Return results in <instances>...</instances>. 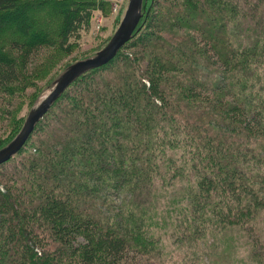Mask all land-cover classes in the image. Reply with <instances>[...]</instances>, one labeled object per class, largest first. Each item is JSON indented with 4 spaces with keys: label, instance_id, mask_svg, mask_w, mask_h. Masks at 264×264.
Listing matches in <instances>:
<instances>
[{
    "label": "rangeland",
    "instance_id": "rangeland-1",
    "mask_svg": "<svg viewBox=\"0 0 264 264\" xmlns=\"http://www.w3.org/2000/svg\"><path fill=\"white\" fill-rule=\"evenodd\" d=\"M68 1L21 0L19 6L0 13V24L10 21L9 26L0 31V44L7 41L4 37L6 35L11 41H31L32 35L36 33L40 35V40L44 38L40 33H44L46 39L54 34L57 36L61 15L54 8L57 4L64 5ZM103 1V8L93 7L89 21L90 29L83 34L80 43L71 45L65 51L58 43L60 37H57L53 44L40 42L41 47H36L32 54L23 57L18 64L20 76L15 90L4 101L6 104L12 102V108L15 107L10 114L0 116V141L10 136L13 127L19 124L22 117L25 120L31 106L50 90L54 80L69 64L94 55L113 36L123 18L127 0ZM145 1L147 0H143L142 16L127 42L139 33L147 18L152 17L157 24L155 27L149 22L145 24L143 31L146 34L140 39L143 46L137 44L138 46L126 49L135 53L136 63L143 65L142 74L146 76L148 82H145L148 86L146 88V83H137L134 78L131 86L122 87V92L131 100L140 95L143 104L140 110L148 114L151 109L155 115L160 109L151 105L149 96L143 91H152L165 100L169 90L181 91L183 84L177 83L175 79L184 78L191 87L194 85L195 92L203 93L199 98L201 102H205L203 97H206L209 102L215 104L212 108L207 105L208 108L205 106L203 110L206 115H210L209 111L216 112L212 115L215 120L208 119L206 123L211 130L209 132L213 141L220 140L214 145L217 149L213 150L209 145L197 148L184 145L183 141L192 133L189 132L188 125L180 127L177 135L181 136H176L180 138L183 134L187 137L167 145L165 150L164 145L160 148L158 144L166 136L172 138L176 130L167 135L163 134L161 139H157V136L151 138L145 134L146 131L140 133V123L132 117L130 123H124L131 127L135 125L136 129H132V132L140 133L136 138H123L121 127L117 123L114 126V129L118 128L116 134L112 132V128L106 132L103 130L105 123H102L99 113L106 107L102 98L108 102L114 101L117 109L122 111L119 107V88L111 86L110 89L102 90L103 87L99 86L97 93H94L97 97L91 100L92 106L88 107L80 101V97H84L82 83H88L89 80L80 82L71 92L74 93L73 96L69 93L57 102V110L68 116L63 120L58 118L57 123H54L53 118H48L44 124L34 129L30 139L31 143L39 145L40 154L32 150L33 144H27L26 141L23 147L7 160L8 163L0 166V233L7 231L6 242L0 243V250L3 247L5 252V258L0 254V264H57L52 261L54 258L62 263L76 264L72 261L75 258L73 255L78 250L77 243L85 241L84 235L79 234L72 246L66 245L64 248L60 240L51 234L47 225L49 219L47 218V223L43 219V205L39 204L33 209L27 205L28 209L24 210L26 203L20 204L19 199H23L19 196L22 186L33 187L36 183L51 187L52 190L58 189V184L63 188L65 185L70 187L78 184L82 192L78 194L82 197L76 203L77 211L82 213V210H86L85 215L89 213L90 216H95L102 225L108 224L106 228L117 230L119 234L127 235L128 232L124 231V228L131 225L134 237L141 232V237L145 234L147 238H152L151 243L145 240V245L133 243L132 250L122 259L125 260L122 264H264V144H261V141H264V129L255 127L258 122L264 123L263 102H259V96H264V5L259 4L257 12L253 11V4L259 3V0H252L251 4L248 0H231L232 7L238 3L235 16L229 5L230 0H200L206 4L205 7L215 8L218 12L220 5L229 9L230 14L226 17L230 18L231 22L225 28L223 13L219 15L220 24L217 25L218 20H209L210 12L206 13L205 9L200 10L194 5L197 0H155L151 10V6L145 9ZM240 9L242 13H239ZM178 13L183 27L177 26L180 23H176L180 21L176 18ZM194 14H197V17ZM243 14L248 17V21L241 17ZM163 17L167 19L170 27L160 20ZM23 18L30 30L27 34L23 31ZM237 19L242 20L245 25L248 22L253 23L255 27L262 28V31H253L255 36H247L243 27L238 28ZM2 20L5 21L1 23ZM209 23H213L215 27L220 26L219 32L206 33L204 25ZM192 24H201V27L195 29ZM3 26L2 24L1 27ZM200 36L210 37L207 44L213 43L217 48L222 47L223 38L227 48L240 43V49L242 45V52L239 54L241 67L239 65L238 78L235 76L237 84L232 86L238 101L227 91L231 82L229 75L223 72L222 66L214 62V56L205 53L197 45ZM168 37L170 40H176L167 43L173 52H169L167 47L164 49L169 53L172 65H168V68L164 64L166 71L158 72L157 60L164 57L161 44ZM213 38L215 40L212 42L210 39ZM153 41H156V47L160 46L161 49L154 48ZM188 41H191L189 46L192 53L187 56L176 46L184 48L185 42ZM8 48L7 45L5 50L11 51L15 56L19 55L15 49ZM142 52H148V57H142ZM4 53L2 54L7 55ZM153 57L157 59L154 60ZM123 61L126 62L123 59L118 68H124L126 74L131 73V65H126ZM116 65L118 64L113 67ZM103 73L111 74L109 68ZM95 77L100 79L98 83L104 79L102 75ZM169 77H174V80L166 85L164 82ZM112 80L116 81V78ZM188 92L191 94V91ZM178 93L179 95L173 93L176 102L188 108L194 107L191 106V101L186 100L185 96L188 95L185 92ZM244 96H251L252 99L243 100ZM96 98L101 99L99 105L93 103ZM185 100L191 103L185 104ZM5 103L3 107L7 106ZM242 104L246 106V118L231 119L232 115L226 112L228 106L233 110V105L238 107ZM88 108L93 109L95 116L90 121H85L83 116ZM187 114L192 116V110H187L185 115ZM52 115L51 113V117ZM75 119L80 123L85 121L86 124L81 130L76 126ZM112 136L110 141H106L107 137ZM115 140L119 141L118 144ZM23 148L25 149L22 150ZM194 150H200V156L195 155ZM212 155L218 157L217 165L206 161ZM220 157L224 159H219ZM64 158L74 159L80 166L78 170L82 172L77 170L75 173L74 169L69 177H62L63 174L58 172L60 180L57 178L54 181L57 174L47 170L52 167L51 162L56 161L55 159ZM261 161L263 162L259 164ZM205 164L210 167L214 165L211 168L213 171L203 167ZM222 165L225 166L226 172L218 176L216 173L222 170ZM120 168L124 171L120 174V179L114 181V172ZM127 175H133L134 180L130 177L127 179ZM80 178H85L84 185L79 184ZM67 197L69 203H73L71 197ZM15 201L20 204L19 210L23 217L24 213L29 215L24 221L18 219L16 210H11L10 203ZM114 219L119 223L112 222ZM12 251H15V254L8 257Z\"/></svg>",
    "mask_w": 264,
    "mask_h": 264
},
{
    "label": "trees",
    "instance_id": "trees-1",
    "mask_svg": "<svg viewBox=\"0 0 264 264\" xmlns=\"http://www.w3.org/2000/svg\"><path fill=\"white\" fill-rule=\"evenodd\" d=\"M154 1L155 0H147V2L145 1L146 2L145 9L147 10L148 6H151V7H149L151 10ZM260 1H262V2H260ZM20 2H21V0H0V13L10 11L15 6H19ZM248 2L251 4L252 0H248ZM259 4L263 6L264 0H259V3L253 4L255 6L253 11H257V12L259 11ZM104 5H105V1H103V0H95V1H91V0H69L68 2L64 3V5L57 4V7L54 9L59 11L60 15H61L60 19H59L60 25L58 27L57 36L54 34L53 37L48 36L46 39L45 34L40 33L41 36L44 37L42 40H40V39H38V37H40V35L36 33V34L32 35L33 38L31 41L30 40L29 41H23V40L21 41L20 39L11 41V39H8L6 37L7 35L4 36L7 41L5 43L0 44V116L3 114H6V115L10 114L15 107L14 106L12 108V102H9L8 104H6L4 101L6 100V97H8L10 94H12L15 90L16 83H17L19 76H20L18 64H20L21 60H23V57L29 56V54H32L36 47H41V45H40L41 43L47 42V43L53 44V42L57 39V37H60L58 43L60 44V46L65 51H67L71 47V45L76 44V43H80L83 34L86 33L90 29V22L89 21H90V17L92 14L93 7L94 8H103ZM194 5L197 6L198 9H200V10H201V8L205 9L206 13L210 12L209 13V20L211 19V20H213V22L218 20L219 23L217 25L220 24L219 15L221 13H223L222 19H223V23L225 25V28L228 27L227 24L230 25L231 20H230V18L226 17L230 14L229 9H225L220 5V7H218V10H219V12H218V11H216L215 8L205 7L204 5H206V4H204L200 0H197V2ZM229 5L231 7V10L234 11L233 15L236 16L237 15L236 12L238 11L237 10L238 9V3L234 4V7H232L231 6V0H230ZM52 8H53V6H52ZM175 10H174V12H175ZM168 12H170V11H168ZM239 13H242L241 9L239 10ZM194 15L196 16L197 14H194ZM176 16L175 17L180 20V21H176V23L180 22L177 26L183 27L182 26L183 25L182 19L178 18L179 13L176 14ZM157 17H158V15H157ZM173 17H174V15H173ZM241 17L248 21V17L244 16V14ZM150 18L152 19V17L147 18V20L141 25V27L138 31L139 33L136 36H134L129 42L124 44L123 47L120 48L116 57L110 63L89 69L88 71L81 74L78 78H76L70 84V86H68L64 90V92L60 95L59 99L55 103H53L50 110L39 120V122H37L36 126L40 127L42 124H44V122L48 118H53L54 123L55 122L57 123L58 118L63 120L66 116H68L67 114L64 115L61 112H59V109L57 110V107H58L57 102L63 96L74 91L75 86L80 84V82H82L84 80H89L88 83H86V82H84V84L82 83V85H83L82 89L84 90V97L83 98L80 97V101H83L84 104L86 103L88 105V107L92 106L91 100H94L95 96L97 97V95H95L94 93H97L99 86L103 87L102 90H104V88L110 89L111 86L119 88L117 90L118 96H119V107L122 109V111H119L117 109L118 106L116 105V103L114 101L108 102L104 97L102 98L103 102L106 103V104H104V105H106V107L104 109L102 108L101 109L102 111L99 113L102 116L101 117L102 123H105V124H103V130L104 131L109 132V130H111V128H112V132H114L116 134V132L118 131V128L114 129V126H116V123H117L118 126L121 127V129H120L121 130V136L123 138L134 139L140 135L141 131H146L145 134H147L151 138L153 136H157V139H161L163 137V134L167 135V134H170V132L172 130H176V133L171 136L172 138L166 136L163 138L162 141H160V144H158V146L160 148H162V145H164L163 150H165L167 145L172 144V143L177 142V141H180V140H184V138L187 137L183 134H182V137H180V138H177L176 136H181V135H177V131L180 129V127L188 125L189 132L192 131V133H191L190 137H187L188 138L187 140L183 141V142H185V143H183L184 145H189V147L195 146L196 148L198 146H202V145H207V146L209 145V146L213 147L212 148L213 150H214V148L217 149L214 145L216 142H219L220 140L216 139L213 141L212 136L210 135V132H209V130H210L209 125H208V123H206L208 119L215 120V118H213L212 115L216 114V112H213V111L210 112L209 111L210 115H206V111L203 110V109H205V106L208 108L207 105H209V107L212 108V107H214L215 104L213 102H209V98H206V97H203L206 99V101L205 102L202 101L203 102L202 103L199 100V98L203 95V93L195 92L194 91L195 90L194 85H193V87H191L189 82L187 80H184V78L178 77L175 79L177 83L183 84L181 91L169 90L166 93L167 97H165L166 98L165 100L160 98L158 95L153 94L152 91L151 92L150 91L148 92V90L143 91V93L145 95L147 94L149 96L148 98H150L151 105H154L155 107H158L160 109V112L158 114L155 113V115L151 109H150V112L148 114L143 113L140 110L141 106L143 105L140 95L136 99L131 100V98L126 97V95L122 92V87L123 86L129 87V85L131 86L132 83L134 82V78H136V81L139 84L148 82L146 76L142 74L143 65L140 63H136L137 58H136L135 53L132 52L131 50L126 49V47L131 48L137 44L140 46H143V44H141L142 42L140 41V39H142L144 37V35L146 34V32L143 31L145 24L147 22H149L151 24V26H153V27H155L157 24V22L154 19L151 20ZM234 18H236V17H234ZM160 20L163 22V24L167 25L168 27L171 26L170 24H168V21L166 18L163 17V18H160ZM4 21L5 20H2L1 23ZM25 21L26 20L23 18V21H22L23 31L25 34H27L28 32H30V30L28 28V25L25 23ZM237 21H239L237 23L238 28L243 27L244 32L247 34V36L250 35L252 37V35L255 33V31H257V30L262 31V28L255 27V25L253 23L250 24L248 22L247 25H245L242 20L237 19ZM2 24L4 25L3 27H1ZM2 24H0V31H2L1 29H4L5 27H7V25L9 26L10 21L7 20ZM140 24H141V22H140ZM195 25L196 24H192V27H195V29H199L201 27V24H198L196 26ZM204 26H206L204 30L208 34L210 31L211 32H219V30H220V26L215 27L213 25V23H209V25L207 24ZM53 30H54V28H53ZM212 30H214V31H212ZM253 31H254V33H253ZM52 33H54V32H52ZM173 36H175V35H173ZM254 36H255V34H254ZM200 37H201L200 40L197 39V45H199V47L205 53H209L212 56H214L216 59L214 62H216L217 65L222 66V68L224 69L223 72H226L229 75V79L231 82L227 86V89H228L227 91H230L231 94L235 96L236 101H238L236 98L235 92H234L235 90L233 89L232 86L237 84V82L235 80V76L238 78L237 74L240 70L239 65L241 67L239 54L242 52V45H241L240 49L238 48V46H240V43H239V45H237L235 47L227 48L224 45V43H226V42H224L225 38H223L224 41L223 40L221 41L222 47H220L221 48L220 49V48L215 47V44H213V43H212V45L207 44L210 37H208V38H204L203 36H200ZM176 38H178V37L176 36ZM170 39L171 38L168 37L166 40H163V44H161L163 51H164L165 47H167L169 52H173V49L170 48L169 45L167 46V43L174 42V41L176 42V40H173L174 38L172 40H170ZM210 40L212 41L215 39L213 38ZM191 41H192V39H191ZM191 41L185 42L184 48H181V46H176V47L181 52L184 51L185 54L188 56L192 53L190 51L191 47L189 46V45H191ZM198 43H200V44H198ZM7 45L9 47L8 49L13 48L16 51H18V53H19L18 56H20V57L13 55L11 51L9 52V50H5ZM152 46L154 48L161 49L160 46L156 47L157 46L156 41L152 42ZM197 51H198V49H197ZM4 52L7 55H3L2 53H4ZM174 52H175V49H174ZM163 53H164V57H161L162 59L158 58V60H157L158 65H159L158 72H162V71L164 72V71H166L167 67L169 68V66L172 65L171 60L168 57L169 53H167V51H164ZM141 55H142V57H148V52H145V53L142 52ZM123 59L126 60V62L123 61L124 64H126V65L130 64L131 65V73H129V74L125 73L124 68H123V70L118 68L119 66L122 65L121 61ZM152 59L156 60L157 58L153 57ZM114 64H118V65L113 67ZM164 64L167 67H165ZM107 68H109L111 74L103 73L104 71L107 70ZM96 75H98V76L102 75L104 77V79L101 81V83H98L99 78L95 77ZM114 77L116 78V81L112 80ZM90 78H91V80H90ZM173 80H174V77L173 78L169 77L168 80L166 79L164 83L166 85H168L169 82H172ZM146 84L147 85L145 87L147 88L148 83H146ZM188 91H191V94H189ZM174 92H175V95H179L178 92H181L180 94H184V92H185L188 95V96H185L186 100L191 101L192 102L191 106L193 105L194 107L188 108V107H186V105L183 106L180 102H178V101L176 102L174 99L175 96H173ZM71 94L73 96L74 93H71ZM160 94H162V93H160ZM71 99H72V97H71ZM77 99H79V98H77ZM244 99H247V101H249L252 99V97L251 96H248V97L244 96L243 100ZM99 100H101V99L96 98V100L93 103L95 105H99L100 104ZM186 100L184 101L185 104L191 103V102H187ZM171 101H172V103H171ZM197 102H198V104H201V105H198ZM259 102H263L262 105H263V115H264V96H261V97L259 96ZM3 103H5L7 106L3 107ZM168 105L170 106V108ZM54 107H56V110H54ZM195 107H197V108H195ZM198 107H200V108H198ZM233 107L235 108L233 110H230L229 106L226 109V112L230 113L234 117L233 118L232 116L229 115L231 119L237 120L236 119L237 117H245L246 118L247 112L245 110L246 109L245 105L242 104L238 107L233 105ZM187 110L188 111L192 110V116L188 115V114L185 115ZM201 110H202V112H201ZM86 112H87L86 113L87 116H86V114L83 116L84 120L90 121V119H92L95 116V114L93 113V109L88 108L86 110ZM51 113L53 114L52 117H51ZM123 114H124V116H123ZM139 115H142V116H139ZM132 117H134L136 122L138 121L140 123V128H139L140 133L139 134L132 132V129H136L135 125H133L131 127V125L124 123V122L130 123ZM23 120H24V117H22V119L20 120L18 125L13 127V130L11 131L10 136L7 137L5 140L0 141V147L3 146L4 144H6L15 134H17V132L20 130V128L22 126ZM84 120L82 121V123H80L79 120H76L77 122L75 121L76 126L80 130L86 124V123H84L85 122ZM242 121H246V120H242ZM192 124H193V129H192ZM244 125H245V123H244ZM36 126L34 129H36ZM58 126H60V125H58ZM255 127H256V129H264V123L258 122ZM34 131L35 130L32 131V133L30 134L31 137L29 136L28 140L30 138L32 139V134H34ZM173 137H175V138H173ZM112 138H113V136L111 138L107 137L106 141H110L109 139H112ZM151 138H150V140H151ZM31 139L29 140L30 143L27 140V144H30V145L33 144L32 147L31 146L30 147L35 152L39 153L40 152V150L38 148L39 145H36V143H31L32 142ZM115 142H116V144H118L119 141L115 140ZM261 144H264V141H261ZM24 149L25 148H23L22 150H24ZM212 149H210V150H212ZM218 149L221 150V148H219V147H218ZM193 153L195 155H199V156L201 154L200 150H194ZM223 157L225 158L226 155ZM223 157H220L219 159H221ZM55 160L56 161L51 162L52 167H50V169L48 168V170H47L48 172L55 171V175L57 174V177H54V179H53L54 181H56L57 178H58V180H60V178L58 177V172H61L63 174L62 177H69V174H71V172L74 169H75V173H76V171L80 168V166L77 165L78 163L75 162L74 159L64 158V159H55ZM206 161H209L210 163L214 162L217 165L218 157L217 156L215 157L214 155H212ZM263 161L259 162V164L262 163ZM4 163H8V161L3 162L2 164H0V166L3 165ZM213 166L211 165V167H210L209 165L205 164V166H203V167L210 168V170L213 171L211 169ZM222 166L223 167H222V170H220V172L219 171H217V173L215 172L218 176L220 173L224 174L226 172L225 166L224 165H222ZM257 166H258V163L256 164L255 169L257 168ZM78 171H81V170H78ZM123 171H124V169L120 168L118 171L114 172V178H113L114 181L117 180V178L120 179V174ZM84 173H88V172H84ZM128 177H130L131 180H134L133 175H127V179H128ZM78 181L80 182L79 184H82V185H84L83 183H86L85 178H80ZM58 186H59L58 189L52 190L51 187L48 188V187L44 186L43 184L41 185V184L36 183V184H34L33 187H30V186L27 187V185H24V186H22L21 193L19 194V196L22 197L23 199L21 200V198H20L19 200H20V204L26 203V206L24 205V210L28 209V207H30V209H33V208L37 207L39 204L43 205L42 211H45L44 212L45 214L42 212V214L45 215V216H43V219L46 221V223H47V218L49 219L47 225H49V227H50V232H51V234L55 235L60 240L59 242H61L60 243V244H62L61 246H63V247L66 245L72 246L71 245L72 242L76 240V238L79 234L84 235L85 241L77 243L78 246H76V247H78V250L76 251L75 255H73V256H75V258L72 261H74L76 264H122V262L125 261L122 259L125 258V255L132 250L131 245L133 243H140L142 245H145L146 241H148L150 243L153 241L152 238H147L145 236V234L143 237H141V232H138V234L134 237L133 233L131 232V225H128L124 228V231L128 232L127 235L119 234V232L117 230L113 231V230H111L110 227L106 228V225H108V224L102 225L101 221H99L95 216H90L89 213L87 215H85L84 212H86V210L85 211L82 210V213L80 211H77L76 203L79 202V199L82 197V195L78 194V192L82 193V192H80L81 189L79 188L78 184L76 186L71 185L70 187L65 185L66 187H64V188L60 187V184H58ZM62 189H64V190H62ZM8 195L10 196L11 194L8 193ZM67 195L71 197V200L73 201V203H69ZM12 198H13V196H12ZM10 204H11V210H13V212L15 210L18 212L17 213L18 219L20 221L21 220L24 221V219H27L29 217V215H27L26 213H24V217H23V214L19 210L20 204H18L16 201H15V203H10ZM27 205H28V207H27ZM71 205H73V207H71ZM112 222H115L116 224L119 223V221H116V219H114ZM6 232L7 231L4 230L3 232L0 233V243L6 242V240H7L5 237ZM56 237H55V240L58 242ZM132 237H134V238H132ZM47 243H48V241H47ZM2 248L0 250V251H2V253L0 252V254L2 256H4V258H5V252H4V249H2ZM155 249L158 250L157 248H155ZM27 253H29V251ZM14 254H15V251H12L11 254H8L9 255L8 257H10ZM4 261H6V260H4ZM52 261L56 262L57 264H66V263H62L61 261H57L55 258L52 259ZM67 263L70 264L69 262H67ZM29 264H34V263H29ZM38 264H41V263L39 262Z\"/></svg>",
    "mask_w": 264,
    "mask_h": 264
},
{
    "label": "water",
    "instance_id": "water-1",
    "mask_svg": "<svg viewBox=\"0 0 264 264\" xmlns=\"http://www.w3.org/2000/svg\"><path fill=\"white\" fill-rule=\"evenodd\" d=\"M143 0H128L123 18L107 44L94 55L79 59L67 66L54 80L50 90L31 106L27 116L17 134L3 147L0 148V163L7 161L18 152L37 122L46 114L52 104L64 90L81 74L107 63L119 49L132 37L135 28L142 16Z\"/></svg>",
    "mask_w": 264,
    "mask_h": 264
}]
</instances>
